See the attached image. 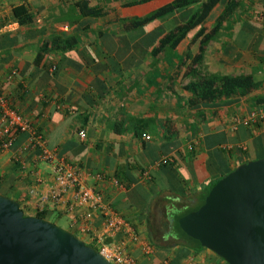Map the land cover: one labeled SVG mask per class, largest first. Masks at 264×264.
<instances>
[{"label": "crops", "instance_id": "1", "mask_svg": "<svg viewBox=\"0 0 264 264\" xmlns=\"http://www.w3.org/2000/svg\"><path fill=\"white\" fill-rule=\"evenodd\" d=\"M75 1L0 0V93L43 135L56 159L74 167L85 186L98 190L142 241L154 245L149 233L171 226L170 219L198 205L216 179L264 158V121L239 122L252 110L264 111V103L254 101L264 96V18L257 15L264 0H220L205 19L212 25L229 2L234 5L204 48L202 71L251 74L257 88L198 105L189 104L190 78L183 77L197 42L189 47L186 36L175 57L163 51L154 55L148 42L184 21L189 7L129 29L122 19L173 0H89L102 15L69 26L61 17ZM18 5L32 13L29 24L16 22L12 7ZM71 36L77 43L62 47L59 38ZM179 60H186L182 69ZM81 129L83 139L77 134ZM52 166L30 150L28 134L18 135L0 154V195L16 200L28 215L64 216L67 230L74 232V214L48 198ZM62 199L70 201L71 192ZM94 223L98 227L100 220ZM132 249L136 264H227L206 248L155 246L149 257L139 244Z\"/></svg>", "mask_w": 264, "mask_h": 264}, {"label": "water", "instance_id": "2", "mask_svg": "<svg viewBox=\"0 0 264 264\" xmlns=\"http://www.w3.org/2000/svg\"><path fill=\"white\" fill-rule=\"evenodd\" d=\"M177 224L227 264H264V158L222 176ZM0 264L110 263L69 230L24 215L16 200L0 195Z\"/></svg>", "mask_w": 264, "mask_h": 264}, {"label": "trees", "instance_id": "3", "mask_svg": "<svg viewBox=\"0 0 264 264\" xmlns=\"http://www.w3.org/2000/svg\"><path fill=\"white\" fill-rule=\"evenodd\" d=\"M143 1L146 0H141L140 2ZM219 1L220 0H173L171 3L161 6L156 10H153L140 17H131L121 20V23L126 28H142L144 25L151 22L152 20L162 18L175 10H186V8L189 7L186 12L188 17H185L184 21L179 22L174 27L166 30L159 38L150 39L148 40V42L152 45L154 44V55L163 51V54L164 52H166L168 54L174 55V57L176 56L174 49L186 36H191L189 47H191L194 43L197 42L196 51L193 55H191L188 64L183 70V77L190 78L187 84V87L191 91V96L189 100L190 105L210 104L216 101L225 100L232 96L245 95L254 91L258 85L251 74L222 75L202 71L204 48L206 47V45H208V43H210L214 39L215 35L221 27L222 18L227 14V12L231 11L234 7V5L231 4L232 2H229V4L224 7L220 18H218L215 23H213L212 25L205 24L206 17L209 15L210 11ZM194 4H197V7L192 9L191 5ZM12 13L16 19V22L19 25H27L32 21L33 18V15L30 12L29 8L23 5L12 7ZM100 15H102L101 8L96 6H89V0H76L73 6L66 10V12H64L61 18H63L69 26L73 25V23H76V25L80 26L79 21L81 18L83 19L85 17H98ZM86 26L88 25H83V27H80V29H85L84 27ZM59 40L62 42V47L72 46L77 43V39L74 36L64 38L60 37ZM184 62L186 63V60H179L177 62V66L179 68L181 67L182 69V64H184ZM254 101L257 104L264 103V96L254 97ZM12 106L18 111V109L13 105V103ZM20 134L24 133H17L15 139ZM220 178L216 179L210 185L198 205L174 217L173 225L171 227V235L173 237L171 241L164 243L159 242L154 237L153 232L149 233L152 243H154L156 247L169 248L177 246L178 248L186 247L191 249L204 248L199 244L198 241L185 235L179 229L177 221L181 216L187 214L188 212L197 210L204 203V198L210 188ZM24 215L28 214L24 212ZM34 216L47 220L46 213L44 211H37L36 213H34ZM72 233L76 236L78 235L75 231ZM177 239L180 240V242L177 243ZM85 243L93 246L95 249L98 248L96 245L87 241H85ZM151 245L155 249V246L153 244Z\"/></svg>", "mask_w": 264, "mask_h": 264}, {"label": "built area", "instance_id": "4", "mask_svg": "<svg viewBox=\"0 0 264 264\" xmlns=\"http://www.w3.org/2000/svg\"><path fill=\"white\" fill-rule=\"evenodd\" d=\"M257 15L264 18V11H258ZM13 74L14 72L7 76V81L12 79ZM257 121H264L263 110H252L239 120L245 126ZM17 133L29 135L30 150L35 152L37 158L53 163V183L48 198L56 203H65L66 211L74 214L71 217L70 227L82 239L96 245L98 247L96 250L110 264H136L132 252V246L135 244H139L141 253L145 256L149 257L154 253L153 246L141 240L131 222L104 201L98 190L85 186L74 167L55 158L56 153L46 147L43 135L37 132L28 118L12 106L4 94L0 93V154L11 148ZM77 134L83 139L85 130L81 129ZM144 138L148 140L150 136L146 135ZM189 150H192L191 145ZM13 158L17 160L19 157L15 155ZM144 174L146 175L147 172ZM94 177L100 179L102 175L96 174ZM68 192H71V200L67 202L62 198ZM76 210L82 211L76 214ZM96 217L100 220L98 227L94 223ZM159 264H169V262L163 260Z\"/></svg>", "mask_w": 264, "mask_h": 264}, {"label": "flooded vegetation", "instance_id": "5", "mask_svg": "<svg viewBox=\"0 0 264 264\" xmlns=\"http://www.w3.org/2000/svg\"><path fill=\"white\" fill-rule=\"evenodd\" d=\"M159 226V224H158ZM162 226V225H161ZM153 235L155 236L156 240L159 242H169L173 239L172 237V229L170 226H167L166 228H158L152 231Z\"/></svg>", "mask_w": 264, "mask_h": 264}, {"label": "rangeland", "instance_id": "6", "mask_svg": "<svg viewBox=\"0 0 264 264\" xmlns=\"http://www.w3.org/2000/svg\"><path fill=\"white\" fill-rule=\"evenodd\" d=\"M167 26H169V24H167ZM32 216H34V215H32ZM48 221L60 226L61 228L69 229V226L67 223V218L64 216L63 217H56L55 215H51L48 217ZM83 241L85 242L86 239H83Z\"/></svg>", "mask_w": 264, "mask_h": 264}]
</instances>
